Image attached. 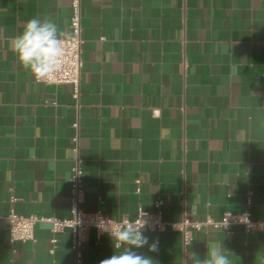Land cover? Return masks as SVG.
I'll return each instance as SVG.
<instances>
[{
  "label": "crops",
  "instance_id": "obj_1",
  "mask_svg": "<svg viewBox=\"0 0 264 264\" xmlns=\"http://www.w3.org/2000/svg\"><path fill=\"white\" fill-rule=\"evenodd\" d=\"M80 4L75 100L70 85L35 82L9 46L32 18L70 33V0H0V216L69 217L77 137L84 213L133 219L160 203L169 222L263 219L264 0ZM144 235L157 250L136 251L154 264H199L220 242L232 264H264V233L240 227L193 232L185 247L170 230ZM69 244L42 223L34 242L10 243L0 223V264H74ZM81 251L99 264L112 239L90 231Z\"/></svg>",
  "mask_w": 264,
  "mask_h": 264
},
{
  "label": "built area",
  "instance_id": "obj_2",
  "mask_svg": "<svg viewBox=\"0 0 264 264\" xmlns=\"http://www.w3.org/2000/svg\"><path fill=\"white\" fill-rule=\"evenodd\" d=\"M70 9L69 30L73 38L69 42V57L66 61L65 71L51 84L70 85L72 87V96L77 100L82 70L80 0H70ZM72 143V165L68 181L69 217L66 219H56L54 217H38L34 215L20 216L10 211L4 216H0V223H3L6 229L10 243L34 242V227L38 223L47 224L52 234L68 231L70 237L69 248L73 255V263L82 264L81 249L87 241L88 233L93 231L95 239L98 241L102 235L108 234L105 230L107 226L128 218L114 219L99 211L84 213L81 210L80 205L83 201L84 191L81 181L82 172L78 159V138L74 137ZM11 202H14V199H11ZM247 204H249L248 201ZM159 206L160 203L154 205L156 209L154 213L138 211L137 215L142 216V219L146 222L143 231L159 233L170 230L179 233L184 247L189 244L191 233L206 229L227 231L230 227H240L246 233H264V217L263 219L254 220L247 211L240 214L225 212L218 220H214L210 217L201 220H190L186 217H182L177 222H169L163 220L161 213L158 211ZM136 216L134 218H136ZM50 243L54 245L55 240L52 239ZM51 251L52 250H50V252Z\"/></svg>",
  "mask_w": 264,
  "mask_h": 264
},
{
  "label": "clouds",
  "instance_id": "obj_3",
  "mask_svg": "<svg viewBox=\"0 0 264 264\" xmlns=\"http://www.w3.org/2000/svg\"><path fill=\"white\" fill-rule=\"evenodd\" d=\"M72 38L69 32L60 30L54 20L37 17L29 19L20 33L9 38V46L36 82L51 84L65 71ZM196 213L197 209L193 207L192 214ZM145 223L142 216L137 215L107 226L105 230L112 239L114 252L99 264H154L151 257L136 251L145 246L150 252L157 250V244L149 243L144 235ZM199 264H232V260L220 242L207 246V253Z\"/></svg>",
  "mask_w": 264,
  "mask_h": 264
}]
</instances>
